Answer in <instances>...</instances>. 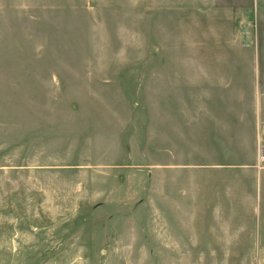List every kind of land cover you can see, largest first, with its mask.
Here are the masks:
<instances>
[{"label":"rangeland","instance_id":"374dc122","mask_svg":"<svg viewBox=\"0 0 264 264\" xmlns=\"http://www.w3.org/2000/svg\"><path fill=\"white\" fill-rule=\"evenodd\" d=\"M264 0H0V264H264Z\"/></svg>","mask_w":264,"mask_h":264},{"label":"built area","instance_id":"2783aa9c","mask_svg":"<svg viewBox=\"0 0 264 264\" xmlns=\"http://www.w3.org/2000/svg\"><path fill=\"white\" fill-rule=\"evenodd\" d=\"M257 165L259 169L264 168V127L258 136Z\"/></svg>","mask_w":264,"mask_h":264}]
</instances>
